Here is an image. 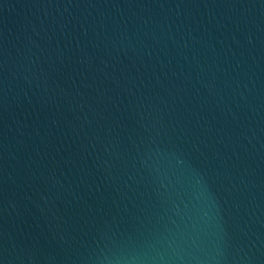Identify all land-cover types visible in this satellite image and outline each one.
Instances as JSON below:
<instances>
[{"label":"water","instance_id":"obj_1","mask_svg":"<svg viewBox=\"0 0 264 264\" xmlns=\"http://www.w3.org/2000/svg\"><path fill=\"white\" fill-rule=\"evenodd\" d=\"M0 264H264V0H0Z\"/></svg>","mask_w":264,"mask_h":264}]
</instances>
